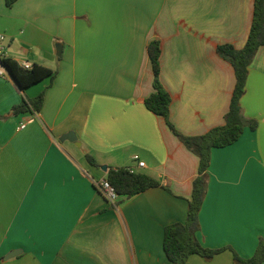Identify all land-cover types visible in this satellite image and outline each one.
Instances as JSON below:
<instances>
[{
  "label": "crops",
  "instance_id": "1",
  "mask_svg": "<svg viewBox=\"0 0 264 264\" xmlns=\"http://www.w3.org/2000/svg\"><path fill=\"white\" fill-rule=\"evenodd\" d=\"M255 1L0 0L10 58L56 71L27 89L0 77V264H173L165 229L186 221L200 160L145 105L156 92L148 46L161 45L170 123L204 135L225 124L236 85L218 47H245ZM42 92L41 111L14 110ZM241 106L257 127L212 150L197 233L204 247L227 249L189 264H236L228 248L250 258L264 239V45ZM104 166L161 186L112 206L95 184Z\"/></svg>",
  "mask_w": 264,
  "mask_h": 264
},
{
  "label": "trees",
  "instance_id": "2",
  "mask_svg": "<svg viewBox=\"0 0 264 264\" xmlns=\"http://www.w3.org/2000/svg\"><path fill=\"white\" fill-rule=\"evenodd\" d=\"M16 1L6 0V4L12 6ZM263 45L264 0H256L254 22L245 47L237 49L229 44L218 47V53L233 65L236 74V85L230 109L226 114L225 124L211 129L204 135L195 137L179 133L170 123L171 97L160 81L161 45L158 40H154L148 46L156 92L145 100V105L153 113L164 117L180 141L195 153L200 160L199 173L193 183L192 198L188 202L186 221L184 223L171 224L165 229L164 250L173 264H189V257L195 254L210 260L227 249H209L201 244L197 237V233L201 229L199 214L207 194V171L211 163L212 150L214 148L227 147L237 142L246 127H250L253 130L257 127L255 121H251L244 116L241 98L245 92L250 64L259 48ZM6 64L22 89H27L46 78L53 80L56 75V71L38 64L33 65L31 69H25L12 58L8 59ZM44 99L45 93L42 92L33 99L23 101L14 110L16 112H25L27 110L39 112L44 104ZM86 159L90 165L99 166L92 155L87 154ZM106 179L116 188L123 199L132 198L148 189L161 186L157 178L143 172L136 171L131 173L127 168L109 169ZM228 249L233 252L236 264H262L264 262V239H260L255 254L250 258L241 257L231 247Z\"/></svg>",
  "mask_w": 264,
  "mask_h": 264
},
{
  "label": "built area",
  "instance_id": "3",
  "mask_svg": "<svg viewBox=\"0 0 264 264\" xmlns=\"http://www.w3.org/2000/svg\"><path fill=\"white\" fill-rule=\"evenodd\" d=\"M8 43L9 39L6 34L0 33V77L6 78L10 76V69L6 64V61L10 59L8 55ZM25 69H31L33 66L30 63H23L21 65ZM26 127V124L23 123L20 126V129ZM137 160L138 157H135ZM139 167H145L144 162H139ZM131 173L136 172L135 169L129 168L128 169ZM96 187L98 188L99 192L107 199V201L112 205L116 206L120 201V195L118 194L116 188L106 179H102L99 182H96Z\"/></svg>",
  "mask_w": 264,
  "mask_h": 264
},
{
  "label": "water",
  "instance_id": "4",
  "mask_svg": "<svg viewBox=\"0 0 264 264\" xmlns=\"http://www.w3.org/2000/svg\"><path fill=\"white\" fill-rule=\"evenodd\" d=\"M59 49L61 50L60 47H59ZM58 55H60V53H59ZM10 76H13V74H12L11 72H10ZM68 139H70V140H75L76 138L73 136V139H72V136L69 135V136H68ZM103 170H104V171H108V167H107V166H104V167H103Z\"/></svg>",
  "mask_w": 264,
  "mask_h": 264
},
{
  "label": "rangeland",
  "instance_id": "5",
  "mask_svg": "<svg viewBox=\"0 0 264 264\" xmlns=\"http://www.w3.org/2000/svg\"><path fill=\"white\" fill-rule=\"evenodd\" d=\"M9 55V54H8Z\"/></svg>",
  "mask_w": 264,
  "mask_h": 264
}]
</instances>
